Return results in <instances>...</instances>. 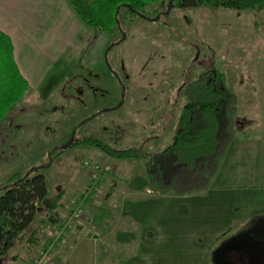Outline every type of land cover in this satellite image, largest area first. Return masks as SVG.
<instances>
[{
    "label": "rangeland",
    "instance_id": "374dc122",
    "mask_svg": "<svg viewBox=\"0 0 264 264\" xmlns=\"http://www.w3.org/2000/svg\"><path fill=\"white\" fill-rule=\"evenodd\" d=\"M145 12L146 17L130 18L122 9L123 31L115 33L84 24L80 42L47 61L42 80L29 86L1 122L0 184L14 173H34L32 168L38 167L48 192L35 220L0 254V264H30L51 244L54 252L61 237L74 233L85 215L101 220L102 205L120 202L130 182L140 185L144 180L135 170L142 164L139 160L115 159L95 147H65L52 157L72 136L73 141L92 135L117 149L161 150L174 134L188 83L210 66L225 73L226 85L238 96L239 128L247 119L242 133L264 126V97L259 102L264 92V7L169 8L163 0L148 4ZM130 174L136 178L128 180ZM55 199L61 220L83 203L81 215L57 240L61 226L48 221ZM242 231L234 240L264 244V225ZM223 246L213 251V264H219Z\"/></svg>",
    "mask_w": 264,
    "mask_h": 264
},
{
    "label": "crops",
    "instance_id": "0c3cea01",
    "mask_svg": "<svg viewBox=\"0 0 264 264\" xmlns=\"http://www.w3.org/2000/svg\"><path fill=\"white\" fill-rule=\"evenodd\" d=\"M0 30L31 87L56 52L80 42L85 25L69 0H0ZM246 121L206 188L184 195L159 191L138 163L145 182L137 185L130 174L134 181L122 200L102 205L101 220L85 215L57 242L49 264H213V251L223 245L218 263L242 264L228 256L229 241L245 226L264 225V126L240 133Z\"/></svg>",
    "mask_w": 264,
    "mask_h": 264
},
{
    "label": "trees",
    "instance_id": "16d2710c",
    "mask_svg": "<svg viewBox=\"0 0 264 264\" xmlns=\"http://www.w3.org/2000/svg\"><path fill=\"white\" fill-rule=\"evenodd\" d=\"M69 1L85 25L115 33L123 31L119 20L122 9L130 18L146 17V6L163 0ZM173 5L182 8L210 5L250 11L262 9L264 0H172ZM157 17L161 19L160 15ZM28 89L29 82L14 58L13 43L0 30V124L9 110L21 102ZM185 96L171 141L161 150L144 151L135 146L117 149L92 135L75 137L65 147H95L115 159H137L143 165L149 185L162 192L184 195L204 189L216 173L227 148L238 137V96L226 85L225 73L214 66L203 69L188 83ZM65 147H59L52 157L59 155ZM32 169L36 171L14 173L0 184V254L8 252L13 241L35 220L38 204L47 195L45 175L38 167ZM58 206L59 201L55 199L49 207L48 221L51 224L62 223L55 211ZM229 243L228 256L234 260L242 264H264V244L261 241L246 238ZM249 245L256 246L255 251H250Z\"/></svg>",
    "mask_w": 264,
    "mask_h": 264
},
{
    "label": "built area",
    "instance_id": "2783aa9c",
    "mask_svg": "<svg viewBox=\"0 0 264 264\" xmlns=\"http://www.w3.org/2000/svg\"><path fill=\"white\" fill-rule=\"evenodd\" d=\"M83 210V203L79 202L78 204H75L72 211L69 213L68 217L62 220V225L58 224L60 227L59 231H56L57 236L54 238V240H57L59 237H61V234L65 233V228H68L71 226L72 221L74 218H78ZM51 252H52V244L47 246L46 248H42L39 256L34 260V262L30 264H49L51 261Z\"/></svg>",
    "mask_w": 264,
    "mask_h": 264
},
{
    "label": "water",
    "instance_id": "95a60500",
    "mask_svg": "<svg viewBox=\"0 0 264 264\" xmlns=\"http://www.w3.org/2000/svg\"><path fill=\"white\" fill-rule=\"evenodd\" d=\"M168 5H169V8L172 7V0H169ZM71 142H72V137L63 146L65 147V146L69 145Z\"/></svg>",
    "mask_w": 264,
    "mask_h": 264
},
{
    "label": "flooded vegetation",
    "instance_id": "af4514ba",
    "mask_svg": "<svg viewBox=\"0 0 264 264\" xmlns=\"http://www.w3.org/2000/svg\"><path fill=\"white\" fill-rule=\"evenodd\" d=\"M73 137V136H72Z\"/></svg>",
    "mask_w": 264,
    "mask_h": 264
}]
</instances>
